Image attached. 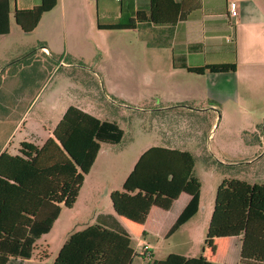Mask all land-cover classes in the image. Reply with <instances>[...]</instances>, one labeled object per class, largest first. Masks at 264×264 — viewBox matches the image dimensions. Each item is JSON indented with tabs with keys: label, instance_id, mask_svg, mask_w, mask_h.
<instances>
[{
	"label": "rangeland",
	"instance_id": "rangeland-1",
	"mask_svg": "<svg viewBox=\"0 0 264 264\" xmlns=\"http://www.w3.org/2000/svg\"><path fill=\"white\" fill-rule=\"evenodd\" d=\"M11 20V33L0 36V150L6 145L10 152L24 141L39 143L41 136L31 133L54 130L70 106L117 122L125 132L119 145H101L102 154L75 206L63 207L50 233L38 239L40 251L49 254L46 264H54L72 234L98 224L101 213H114L107 189L118 187L132 162L154 146L192 154L194 175L202 186L201 213L168 239L135 237L127 228H114L132 240V264H154L172 253L199 257L209 228L205 220L223 180L264 184V88L253 87L243 105L231 100L215 105L204 98L193 103L189 98L201 96L206 82L187 87L193 85V76L172 72L171 59L157 50V40L144 38L143 29L55 39L44 27L25 33ZM43 45L53 56L44 53ZM175 100H187L204 111H155L179 106ZM236 251L238 259V247Z\"/></svg>",
	"mask_w": 264,
	"mask_h": 264
},
{
	"label": "trees",
	"instance_id": "trees-1",
	"mask_svg": "<svg viewBox=\"0 0 264 264\" xmlns=\"http://www.w3.org/2000/svg\"><path fill=\"white\" fill-rule=\"evenodd\" d=\"M57 0H42L32 9H16L14 19L32 33ZM195 0H150L149 20L173 25L186 20L198 8ZM10 0H0V36L11 32ZM230 19V11L227 14ZM137 20H145L142 13ZM128 25L102 26L104 30L135 29ZM236 63L189 69L196 74L235 72ZM125 132L117 122L101 120L70 106L42 147L22 142L19 153L0 154V253L30 259L36 243L50 233L63 207L73 208L101 152V144L119 145ZM195 161L188 151L152 147L141 155L123 185L111 194L113 208L135 237L158 235L174 203L182 195L189 202L165 233L172 237L199 211L201 183L194 175ZM241 238L240 264H264V184L225 179L219 185L214 211L199 257L172 253L154 264H228L232 242ZM49 257L47 251L43 253ZM136 253L127 234L88 225L72 234L58 252L54 264H132Z\"/></svg>",
	"mask_w": 264,
	"mask_h": 264
},
{
	"label": "crops",
	"instance_id": "crops-1",
	"mask_svg": "<svg viewBox=\"0 0 264 264\" xmlns=\"http://www.w3.org/2000/svg\"><path fill=\"white\" fill-rule=\"evenodd\" d=\"M174 1L181 2L184 0ZM195 1L199 3V6L196 10L190 12L186 20L173 25H155L149 20L150 0H57V6L52 11L43 15L37 29L44 27V31L46 30L47 35H50V38L55 39H59L62 36H70V38H87L95 32L104 31L137 33L143 29L145 33L144 38L146 40L151 38L157 40V50H159L160 53L167 55V59H171L172 72H185L187 75L193 76V85H187V87H193V89H195V85L198 86L200 81L206 82V90H202L201 96H193V99L189 98V101L193 100L194 103L196 100L204 98L210 99L215 105L227 103L229 100L234 101L235 103L237 102L238 104H240L241 101V104L243 105L246 103V100L249 99L248 97L251 95L253 87H258L259 89L264 88V1ZM41 2L42 0H10L12 11L11 19L14 17L16 9H32L40 5ZM231 3H236L237 8L236 13L229 19L227 14L230 11ZM138 13H142L145 20H137ZM132 20H135V29L104 30L100 28V25H128ZM41 49H44L46 55L49 54L50 56H53V52L48 46L43 45ZM178 57H180L179 63H177ZM228 63H236L237 69L235 72H205L204 74H196L189 70L203 68L207 65ZM259 76L260 79L257 80V77ZM239 78L242 79L240 80ZM189 101L175 100L174 102L179 106L162 107L155 111L167 112L173 111L174 109L185 110L189 113L204 111L203 108H197L194 104L191 106L188 104ZM152 111L153 110L151 109L146 110L147 113H151ZM214 111H217L216 108H214ZM234 112L237 113V110ZM38 131L39 132L36 134L31 133V135L34 136L38 134L41 136L40 142L29 141V143L42 147L48 139L53 137L54 130L47 131L44 129V131H41L40 129ZM5 147L6 145L2 147L0 154L4 151L14 156L19 153L20 146L10 152L8 149H5ZM165 148L176 149L172 147ZM101 154L102 151L99 156ZM139 158H137V161ZM137 161L132 162L129 169L121 176L118 181V187L107 189L105 196L109 202L108 206L113 208L111 194L115 191H123L124 182L132 172ZM82 190L83 188L81 189V192ZM188 202L189 197L187 195H182L181 198L174 203L169 215L162 224L161 231L158 235L151 234L146 237L153 236L159 239H165V233L183 212ZM201 207L202 196L198 213L177 232L188 226V224L199 216L201 213ZM206 209L207 208L204 207V210ZM213 211L214 206L212 207L210 217H206V227H209ZM96 221L99 225L106 228L109 227L113 230H115L116 227L120 230L126 228L115 210L114 213H101ZM36 247L37 250L34 252L32 258L24 259L20 257H9L7 264H46L49 257L46 258L43 253L47 250L44 249L40 251L37 243ZM233 247L235 253L232 254L227 263L240 264L241 238H235L233 240L231 248L233 249ZM236 247H238V259L236 258ZM144 252L151 254L153 257L151 250L145 248ZM2 255L3 254L0 253V264L2 258H4ZM181 255L185 256L183 254Z\"/></svg>",
	"mask_w": 264,
	"mask_h": 264
},
{
	"label": "built area",
	"instance_id": "built-area-1",
	"mask_svg": "<svg viewBox=\"0 0 264 264\" xmlns=\"http://www.w3.org/2000/svg\"><path fill=\"white\" fill-rule=\"evenodd\" d=\"M236 3H231L230 4V14L231 16L234 15L236 13ZM150 255V254H149Z\"/></svg>",
	"mask_w": 264,
	"mask_h": 264
}]
</instances>
